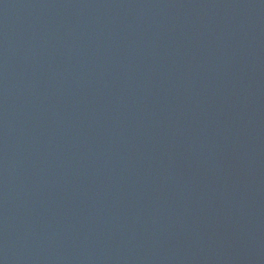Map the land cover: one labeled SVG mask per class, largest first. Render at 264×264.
Segmentation results:
<instances>
[{"label": "water", "instance_id": "obj_1", "mask_svg": "<svg viewBox=\"0 0 264 264\" xmlns=\"http://www.w3.org/2000/svg\"><path fill=\"white\" fill-rule=\"evenodd\" d=\"M0 264H264V0H0Z\"/></svg>", "mask_w": 264, "mask_h": 264}]
</instances>
